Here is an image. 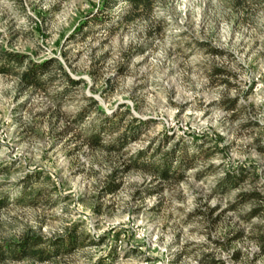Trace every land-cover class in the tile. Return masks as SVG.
<instances>
[{
	"label": "rangeland",
	"instance_id": "374dc122",
	"mask_svg": "<svg viewBox=\"0 0 264 264\" xmlns=\"http://www.w3.org/2000/svg\"><path fill=\"white\" fill-rule=\"evenodd\" d=\"M103 1L0 0V54L51 61L41 86L0 73V244L84 242L2 264H264V0H154L129 19L126 0Z\"/></svg>",
	"mask_w": 264,
	"mask_h": 264
},
{
	"label": "trees",
	"instance_id": "16d2710c",
	"mask_svg": "<svg viewBox=\"0 0 264 264\" xmlns=\"http://www.w3.org/2000/svg\"><path fill=\"white\" fill-rule=\"evenodd\" d=\"M128 3V12L125 14L126 18H131L135 15L141 14V13H149L154 4V0H126ZM117 2V0H108L103 1L102 7L108 6L111 7L114 6V4ZM104 6V7H105ZM57 61L56 58H53L52 61ZM30 62V63H29ZM51 61H47L44 63H31V61H27V55L25 53L21 52H15V51H3L0 54V73H15L18 74L22 83L26 85H34V86H41L43 83V77L41 76L42 72H44L46 69H48V64ZM22 65H26L25 70L18 71L13 70L12 67L17 68L21 67ZM59 68L63 69L62 64H59ZM64 76L66 77V80L68 83H70V86H76L78 84V80L72 78L66 71H63ZM94 104H97V101H93ZM83 112L79 114V119L83 118ZM106 120H109L108 116L104 117ZM90 130L91 132L88 135L89 142H92L93 144L100 145L103 132L106 131V127L104 126V123L101 124H90ZM138 126L129 128L128 133L123 134L117 139V148L121 149L123 146H126L127 143L131 140H134L137 138V131ZM115 146V145H110ZM145 154L144 151L139 152V158L132 159L131 163L126 165L123 170H128L131 166H133V163L139 162L141 160L142 156ZM182 162H184V159H182ZM141 164V163H137ZM181 166V165H178ZM174 165L172 164L171 159H167L163 163H160L158 165H155L154 171L155 173L163 179H168L172 175L176 174V169L174 170ZM177 168V167H176ZM246 167H241L237 172L229 171L227 173V176L224 178V180L221 182V185L225 186H237L241 182V180L246 175ZM118 172V170L116 171ZM111 175L114 178H111L109 180L108 185L106 186V191H115L119 188L120 182L116 181V175ZM261 194L257 191H253L250 193L242 192L241 196L244 198L243 200L251 199L252 197H258ZM262 198V197H261ZM259 214V208H254L250 213L246 215L247 219H250L252 216ZM259 225L261 231L256 234V240L259 244L260 251L258 252L259 256H264V224H257ZM242 233V231H241ZM240 236V235H239ZM83 240L79 235L71 234L70 237L67 239H47L42 234L39 233H33V232H26L24 233L20 238L14 241H7L5 244H0V264L4 262L6 259L11 260H23V259H32L36 261H49L55 258V256L66 253L71 251L74 247L83 244Z\"/></svg>",
	"mask_w": 264,
	"mask_h": 264
}]
</instances>
